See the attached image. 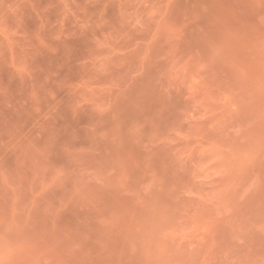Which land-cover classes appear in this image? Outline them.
<instances>
[{"label":"rangeland","instance_id":"1","mask_svg":"<svg viewBox=\"0 0 264 264\" xmlns=\"http://www.w3.org/2000/svg\"><path fill=\"white\" fill-rule=\"evenodd\" d=\"M0 264H264V0H0Z\"/></svg>","mask_w":264,"mask_h":264}]
</instances>
